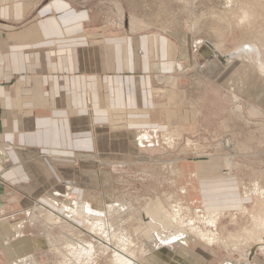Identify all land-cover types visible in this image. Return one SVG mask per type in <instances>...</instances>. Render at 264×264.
Returning <instances> with one entry per match:
<instances>
[{
    "label": "crops",
    "instance_id": "1",
    "mask_svg": "<svg viewBox=\"0 0 264 264\" xmlns=\"http://www.w3.org/2000/svg\"><path fill=\"white\" fill-rule=\"evenodd\" d=\"M50 7L43 10L47 15L41 11L39 19L21 27L0 24V264H39L35 253L47 247L40 238L46 230L33 220V206L56 212L57 205L80 202L103 210L115 201L116 181L98 158L140 156L144 147H133L131 131L146 143L155 132L190 126L201 116L174 77L180 60L192 64L201 57L192 54L188 37L126 38L92 28L64 2ZM51 9L58 19L50 17ZM66 16L73 21L66 22ZM209 65V73L222 68L216 61ZM179 168L183 204L225 211L247 202L237 179L222 174L221 160ZM68 181L79 186L64 187ZM222 252V246L194 238L161 245L139 263L223 264ZM260 254L252 264H264V251Z\"/></svg>",
    "mask_w": 264,
    "mask_h": 264
},
{
    "label": "rangeland",
    "instance_id": "2",
    "mask_svg": "<svg viewBox=\"0 0 264 264\" xmlns=\"http://www.w3.org/2000/svg\"><path fill=\"white\" fill-rule=\"evenodd\" d=\"M57 1L66 3L76 11L78 18L85 16V22L92 28H108L115 35L123 34L126 38L157 35L171 37V40L176 34L188 37L192 54L195 58L201 57L192 64L180 60L181 69L174 71V77L178 88L190 92L195 112L198 111L201 116L197 123L190 126L155 132L142 145L138 142L142 136L131 131L135 136L132 144L136 141L137 147H144L141 155L133 161L98 158L100 167L110 170L116 181L113 190L115 201L103 210L94 208L103 218L104 229L100 227L101 222L98 225L100 228L92 229L87 227V218H67L72 215L69 211L77 206L74 203L57 205L56 212L48 206H33V220L39 221V225L47 229L45 236L40 235V238L47 236V247H38L35 253L39 264H65L67 261L66 264H74L65 242L68 237L97 247L96 264H114L112 250H116L111 249L107 255L101 248L108 245L109 248L117 247L119 238L124 237L120 235L118 238L116 233H125L127 239L130 237L128 240L132 241V248L129 252L140 258L161 245L177 246L199 238L192 231L190 236L182 234L179 236L181 239L173 241L171 235L175 234L174 229L165 230V226H160L159 222L157 225L163 235H159L154 227L153 230L151 219L145 215L147 208L154 207L153 204L157 202L163 203L166 210L183 223L184 228L193 221L194 229L203 233L210 231L222 239L214 245L222 246L225 251L222 252L223 264H247L248 260V264H251L253 255L250 256V253L262 257L258 239L264 237V227L261 226L264 223V0H225L226 7L220 5L221 0H192L189 6L182 5L178 0H151L149 6H143L140 0H0V24L21 27L39 19L42 12L43 16L47 15L43 10L51 8ZM14 8L20 12L14 13ZM51 10L50 17L58 19L57 10ZM247 13L253 14L254 21L244 24L240 21L241 15ZM64 18L66 22L73 21L72 17ZM211 61L221 64L219 72L209 73ZM229 68L226 75H222L221 70ZM158 80L161 86L160 78ZM120 132L113 135L117 138ZM213 159L221 160L224 176L237 179L239 195L243 200L247 199L242 208L209 211L204 206H189L181 202L177 183L179 167L188 162ZM72 183L74 185L72 181L65 182L64 187ZM60 192L62 190L58 189L56 193ZM71 196L76 198V195L69 193L68 198H73ZM40 208L46 214L67 218V224L62 222L55 226V222H47L48 216L38 213ZM212 214H219L220 217L215 225L205 226L198 221ZM33 233L34 236L38 235L36 229H33ZM48 237L56 241L55 245L60 244L62 252L55 245L51 246ZM151 239L154 240L153 245ZM24 241L26 239L17 242L25 244ZM234 247L239 250L235 251Z\"/></svg>",
    "mask_w": 264,
    "mask_h": 264
},
{
    "label": "bare ground",
    "instance_id": "3",
    "mask_svg": "<svg viewBox=\"0 0 264 264\" xmlns=\"http://www.w3.org/2000/svg\"><path fill=\"white\" fill-rule=\"evenodd\" d=\"M86 1V0H85ZM139 1V0H138ZM150 1L151 0H140L139 2L141 3V4H143V6L144 5H150L149 3H150ZM153 1H158V2H162L163 0H153ZM178 1H180L181 2V4L182 5H185V6H189V5H191L190 3H191V1L192 0H178ZM177 1V2H178ZM201 2V1H200ZM228 2V1H227ZM220 5H225V0H221L220 2ZM230 3V2H229ZM161 4H163V3H161ZM194 4H196V3H194ZM193 4V5H194ZM201 4V3H200ZM154 5H156V3H154ZM153 5V6H154ZM196 5H198V4H196ZM223 5V6H224ZM231 5H232V3H231ZM153 6H151V7H153ZM199 6H201V5H199ZM199 6H197V7H199ZM134 7V6H133ZM157 7V6H156ZM195 7V6H194ZM220 7H222V6H220ZM225 7H226V5H225ZM148 8V7H147ZM187 8V7H186ZM222 8H224V7H222ZM193 9V8H192ZM198 9V8H197ZM219 9H221V8H219ZM141 10V9H140ZM151 10H152V8H151ZM177 10V9H176ZM223 9H221V11H222ZM231 10V9H230ZM229 10V11H230ZM149 11V10H148ZM187 11V10H186ZM196 11V10H195ZM151 12V11H150ZM232 12V11H231ZM151 13H154V12H151ZM219 13H220V11H219ZM218 13V14H219ZM251 13V12H250ZM224 14V13H223ZM248 14V13H247ZM148 15V14H147ZM153 15V14H152ZM156 15V14H155ZM174 15H176V14H174ZM233 15V14H232ZM252 15L253 14H248V15H244V16H242L241 15V19H240V21H243L244 22V24L245 23H252L253 21H254V17H252ZM172 16V15H171ZM219 16V15H218ZM218 16H217V19H219L218 18ZM148 17V16H147ZM151 17V16H150ZM196 17V16H195ZM221 18V17H220ZM158 19V18H157ZM156 19V20H157ZM154 20V19H153ZM201 20V19H200ZM256 20V19H255ZM171 21V20H170ZM203 23H205L204 21H202ZM202 24V23H201ZM211 24V23H210ZM134 25V24H133ZM169 25V24H168ZM199 25V24H198ZM172 26V25H171ZM202 27H203V25H201ZM205 27V26H204ZM134 28V27H133ZM198 28V27H197ZM202 29V28H201ZM198 33V32H197ZM204 53H206V51L204 52ZM206 55V54H205ZM173 131V130H172ZM176 131V130H175ZM176 133V132H175ZM171 135V134H170ZM138 136V135H137ZM138 142L142 145L143 143H144V140H143V137H142V139H138ZM138 142H136L135 141V143H134V146L135 147H137V144H138ZM232 146V145H231ZM226 149V148H225ZM233 167V166H232ZM253 194V193H252ZM116 203V202H115ZM153 203H155V202H153ZM171 204V203H170ZM76 207H75V209H73V210H70L69 212H70V214H72L71 216L70 215H68V217L67 218H74L75 220L76 219H78V218H87V221L86 220H84V221H86L87 222V227H92V229L94 228H96L98 225H99V223L101 222V229H104L105 228V224H104V222H103V218L102 217H100L99 216V214L95 211V209H94V207H92L91 205H89V204H83V203H76ZM181 205V204H180ZM153 206L154 207H150V208H147V210H146V215H145V217L147 216L148 218H150L151 219V223H150V225H151V228L153 229V227H154V229H156L157 231H158V234L159 235H163V232H162V230H160V227L157 225V223L159 222V225L160 226H165V230H167V228H173L174 229V235H171L172 236V240L173 241H176V240H179V239H181V238H179V236L180 235H184V234H187V235H189L190 236V234L192 233V231H194V232H196L197 233V235L199 236V238L198 239H201V240H203L204 242H207V244H210V245H214L215 243H217L218 241L219 242H221V240L222 239H218V237L214 234V233H212V232H210V231H208V233H203V232H199L198 230H196V229H194L192 226L194 225L193 224V221H192V223H189V225L188 226H186V228H184L183 226V223L180 221L179 222V220H178V218L177 217H175L173 214H171L168 210H166V208L164 207V205H163V203H160V202H157V203H155V205L153 204ZM108 207V206H107ZM176 208V207H175ZM178 208H179V206H178ZM181 209H183V208H181ZM39 211H38V213H40L41 215H43V213L44 214H46L45 212H44V210L42 209V208H40V209H38ZM175 210H177V209H175ZM125 211V210H124ZM143 211V210H142ZM182 211V210H181ZM176 212V211H175ZM175 212H174V214H175ZM182 214H183V212H182ZM39 216V215H38ZM46 216H48L47 217V222H52V223H54V225L56 226L57 224H61L62 222L63 223H66V221H67V218H64V217H61V216H59V215H56V214H50V213H47L46 214ZM182 216V215H181ZM219 217V214H212V215H207V217H204L203 218V220H198L201 224H203V225H205V226H213V225H215L216 224V219ZM39 217H37V219H38ZM64 218V219H63ZM220 218V217H219ZM181 219H182V217H181ZM263 219V218H262ZM261 219V220H262ZM39 220V219H38ZM81 220V219H80ZM263 221V220H262ZM72 222V221H71ZM85 222V223H86ZM103 222V223H102ZM261 222V221H260ZM263 223V222H262ZM47 224H49V223H47ZM67 224V223H66ZM141 224V223H140ZM192 224V225H191ZM264 224V223H263ZM263 224H261V226L262 227H264V225ZM64 225V224H63ZM187 225V224H186ZM50 226V225H49ZM69 226V225H68ZM70 226H72L71 224H70ZM99 227V226H98ZM99 227V228H100ZM54 228V227H53ZM99 228H97V229H99ZM150 228V227H149ZM164 228V227H163ZM153 229V230H154ZM44 230V229H43ZM42 230V231H43ZM47 230V229H46ZM126 231V230H125ZM124 231V232H125ZM51 232V231H50ZM155 232V231H154ZM156 233V232H155ZM117 234V237L118 236H123L124 238H119V240H118V243H117V247H115V248H109V245L108 246H105L104 248H101V250H102V252L104 253V254H106L107 253V255H108V253H109V251L111 250V249H115L116 251H114V250H112L113 252H114V257H112V259H113V261H114V264H138L137 263V260L140 258L138 255H135L134 253H131V252H129V251H131V242L132 241H130V240H128V239H130V237L128 236V239H127V237L124 235L125 233H116ZM193 234V233H192ZM64 235V234H63ZM50 236H52V235H50ZM65 236V235H64ZM113 236H115V234L113 235ZM196 236V235H195ZM47 237V236H46ZM45 237V238H46ZM164 237V236H163ZM192 237V236H191ZM51 238V237H50ZM49 237H48V240H49V242L51 243V246L53 247L54 245H55V240H53L52 238L50 239ZM165 238V237H164ZM170 238V237H169ZM149 239V238H148ZM23 241V240H22ZM47 241V240H46ZM223 241V240H222ZM48 242V241H47ZM66 242V245H67V247H68V249L66 248V246H65V243H64V246H65V248L69 251V254L71 255H67V257L68 256H70L71 257V261L72 262H75L74 264H96L97 262V254H96V249H98L97 247H95L93 244H91V243H88V242H86V241H82L81 239H79V240H77V239H74V237L73 238H70L69 239V237H68V240L67 241H65ZM111 243H112V241H110ZM152 242H154V240H150V243H152ZM258 242H259V244H260V250H261V253H262V251H264V237L261 239V238H259L258 239ZM168 243V242H167ZM227 244V243H226ZM225 244V245H226ZM47 245H48V243H47ZM148 245V244H147ZM150 245V244H149ZM152 245H153V243H152ZM151 245V246H152ZM222 245V244H221ZM48 246H50V245H48ZM62 246V245H61ZM224 246V245H223ZM228 246V245H227ZM55 247H58V251L60 250L61 251V249L62 248H60V244H57V245H55ZM150 247V246H149ZM155 247V246H154ZM65 248H63V249H65ZM248 248V247H247ZM259 248V247H258ZM51 249V248H50ZM154 249V248H153ZM152 249V250H153ZM233 249H235V251H238L239 250V248L238 247H234ZM67 250H65V252H67ZM231 250H232V248H231ZM59 251V252H60ZM229 251V250H228ZM62 252V251H61ZM144 252H145V249H144ZM234 252V251H233ZM147 253V252H146ZM145 253V254H146ZM68 254V253H67ZM63 255H64V253H63ZM254 256V253H250V256ZM64 256H66V255H64ZM142 257V256H141ZM67 261V260H66ZM68 262V261H67ZM66 262V263H67ZM248 262H249V260H248ZM248 262H247V264H248ZM65 263V262H64ZM65 263V264H66ZM72 264V263H71ZM252 264V263H251Z\"/></svg>",
    "mask_w": 264,
    "mask_h": 264
},
{
    "label": "built area",
    "instance_id": "4",
    "mask_svg": "<svg viewBox=\"0 0 264 264\" xmlns=\"http://www.w3.org/2000/svg\"><path fill=\"white\" fill-rule=\"evenodd\" d=\"M1 181V180H0Z\"/></svg>",
    "mask_w": 264,
    "mask_h": 264
}]
</instances>
